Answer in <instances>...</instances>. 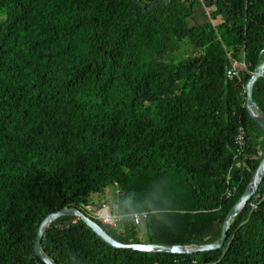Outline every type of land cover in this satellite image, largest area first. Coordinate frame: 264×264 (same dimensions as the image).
Returning <instances> with one entry per match:
<instances>
[{"label":"trees","instance_id":"1","mask_svg":"<svg viewBox=\"0 0 264 264\" xmlns=\"http://www.w3.org/2000/svg\"><path fill=\"white\" fill-rule=\"evenodd\" d=\"M196 3L213 12L190 25ZM263 50L264 0H0V264H46L39 225L68 206L122 243L219 240L264 156L245 106ZM253 97L264 109V75ZM110 186L118 227L95 216ZM41 248L57 264H264V177L218 249L117 248L74 215Z\"/></svg>","mask_w":264,"mask_h":264},{"label":"water","instance_id":"2","mask_svg":"<svg viewBox=\"0 0 264 264\" xmlns=\"http://www.w3.org/2000/svg\"><path fill=\"white\" fill-rule=\"evenodd\" d=\"M264 53V50L262 51ZM264 75V59L259 64L255 70L252 72L251 77L248 79L245 85V93H246V101L245 106L250 114V116L261 125L264 129V109H262L259 104L255 101L253 97L254 84L255 81ZM264 177V156L260 161L259 166L257 167L251 181L249 182L245 192L238 199L232 209L229 211L223 226L222 233L219 240L202 244V245H189V244H159V243H122L117 240L114 236H112L105 228H103L94 218L89 216L87 213L83 212L76 206H68L63 207L55 212L48 214L40 223L38 229V235L35 242V252L41 257V259L46 264H57L54 260H52L41 248V240L44 235L47 227L59 217L65 215H74L82 219L87 223L89 227H91L99 236H101L106 242H108L113 247L117 248H127L132 250L144 251V252H170V253H194L198 251H207L218 249L224 246L225 241L228 238V231L231 228L233 219L240 213L248 201L252 198L256 190L258 189L260 183L262 182Z\"/></svg>","mask_w":264,"mask_h":264},{"label":"built area","instance_id":"3","mask_svg":"<svg viewBox=\"0 0 264 264\" xmlns=\"http://www.w3.org/2000/svg\"><path fill=\"white\" fill-rule=\"evenodd\" d=\"M238 63L233 62L232 65L228 69V74L229 75H239V70H238ZM245 131L241 127L240 131L237 136V140L239 145H243L245 141ZM255 206V205H254ZM88 209H90L89 206H87ZM147 212L146 211H136L132 212L130 214V218L135 221L136 224L141 223V221L146 217ZM95 216L100 218L103 222L109 223L110 225L114 227H118L119 222L122 219V215L118 214L115 210L111 209L109 206L104 204V207H102L100 210L95 212Z\"/></svg>","mask_w":264,"mask_h":264},{"label":"rangeland","instance_id":"4","mask_svg":"<svg viewBox=\"0 0 264 264\" xmlns=\"http://www.w3.org/2000/svg\"><path fill=\"white\" fill-rule=\"evenodd\" d=\"M195 11H196L195 14L188 18V23L190 25L195 24L196 20L198 22H203L202 16L199 17V15H201V12H200V6H199L198 3L195 4ZM209 12L212 13L213 12L212 9L209 10ZM206 17L210 18V15H209L208 12H207V16ZM115 191H116L115 187L114 186H110L109 190L107 191L106 194H104V195H95V201L96 202H102L103 204H105V205L109 206L111 209H113V203H114V201L116 199ZM113 211H114V209H113Z\"/></svg>","mask_w":264,"mask_h":264},{"label":"crops","instance_id":"5","mask_svg":"<svg viewBox=\"0 0 264 264\" xmlns=\"http://www.w3.org/2000/svg\"><path fill=\"white\" fill-rule=\"evenodd\" d=\"M199 4V6H200V12H201V15H199V17H201L202 16V18H203V22L204 21H206L208 18L206 17L207 16V12L209 11V10H211V8L210 7H204L201 3H198ZM195 12L196 11H194V14H195ZM193 14V15H194ZM192 15V16H193ZM191 17V16H190ZM203 22H198L197 20H196V22H195V24H201V23H203Z\"/></svg>","mask_w":264,"mask_h":264},{"label":"clouds","instance_id":"6","mask_svg":"<svg viewBox=\"0 0 264 264\" xmlns=\"http://www.w3.org/2000/svg\"><path fill=\"white\" fill-rule=\"evenodd\" d=\"M133 223H135V221H133Z\"/></svg>","mask_w":264,"mask_h":264}]
</instances>
